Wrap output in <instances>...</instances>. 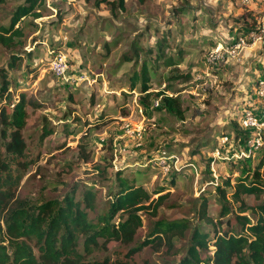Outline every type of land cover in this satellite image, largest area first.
<instances>
[{
    "label": "rangeland",
    "instance_id": "1",
    "mask_svg": "<svg viewBox=\"0 0 264 264\" xmlns=\"http://www.w3.org/2000/svg\"><path fill=\"white\" fill-rule=\"evenodd\" d=\"M29 2L0 0V25L7 26ZM33 12L41 16L34 18ZM16 26L22 31L18 42L0 44V73L5 72L13 101L20 94L28 100L22 130L28 164L15 187L20 198L32 204L60 200L71 188L86 186L95 192L97 209L88 211L94 217L107 207L120 172L153 198L165 194L155 212L141 213L133 244L157 220L195 224L201 198L207 215L217 218L215 184L229 175L233 183L248 167V154L241 153L246 144L235 138L234 124L250 130L248 141L264 132V99L258 94L264 83V0H124V10L96 0H38ZM255 26L258 32L249 30ZM162 36L161 59L148 62L146 92L178 96L180 113L158 109V99L151 93L144 97L139 83L130 87L128 78L141 60L123 59L131 54V43L153 52ZM55 48L66 54L67 75L82 79L65 82L52 73ZM15 54L20 60L12 68ZM3 84L0 79V90ZM245 112L257 118L256 127L242 126ZM250 155L251 166L260 159L264 165V139ZM242 198L249 205L258 202L251 194ZM181 243L174 238L175 248ZM128 249L110 240L87 259L174 264L182 254L148 245L131 255Z\"/></svg>",
    "mask_w": 264,
    "mask_h": 264
},
{
    "label": "trees",
    "instance_id": "2",
    "mask_svg": "<svg viewBox=\"0 0 264 264\" xmlns=\"http://www.w3.org/2000/svg\"><path fill=\"white\" fill-rule=\"evenodd\" d=\"M37 1L30 0L28 6L17 8L9 24L0 25L1 45L7 47L18 42L22 31L15 24L21 16L32 11ZM96 1L108 4L110 10L113 6L124 10V0ZM32 16L38 18L41 14L33 12ZM256 29V26L249 28ZM165 38L162 36L156 42L153 52L131 43V54L123 56L134 63L141 60L140 69L133 70L128 80L130 87L139 83L144 97L152 94L146 92L150 74L148 62H159ZM19 60L18 54L12 55L10 67L16 68ZM0 79L4 83L1 85L3 91L0 90L4 100L0 104V264H108L106 258L90 261L87 257L110 240L129 245L130 255L147 245L156 251L163 247L171 255L182 252L174 264H264V165L261 159L254 166L250 165L252 152L245 158L248 167L243 169L244 175H239L233 183L229 175L215 184L219 204L216 219L207 215L206 199L201 198L195 209V224L183 218L157 220L136 244L133 243L142 226L141 213L150 208L155 212L165 194L153 198L142 185L133 184L120 172L115 173L107 207L94 217H90L88 211L97 209L95 192L86 186L79 190L76 186L71 188L60 200L52 198L32 204L20 198L15 187L20 172L28 164L24 159L26 144L22 136L28 100L20 94L13 101L4 71L0 73ZM152 95L158 99V109L180 113L178 96L163 91ZM234 128L235 138L245 145L250 130L237 124ZM259 132L263 141L264 132ZM228 188H231L229 192ZM76 190L79 193L77 199L74 197ZM247 194L253 195L258 202L246 204L242 195ZM114 217L118 218L116 223ZM174 238L182 240L179 248L174 247ZM142 264L155 263L145 260Z\"/></svg>",
    "mask_w": 264,
    "mask_h": 264
},
{
    "label": "built area",
    "instance_id": "3",
    "mask_svg": "<svg viewBox=\"0 0 264 264\" xmlns=\"http://www.w3.org/2000/svg\"><path fill=\"white\" fill-rule=\"evenodd\" d=\"M50 59H49V68L52 71V73L57 76L58 78L62 79L63 81H74L75 79H82L83 76H72L67 75L68 70V64H67V58L66 54L63 50H60L58 48L50 50ZM258 94L264 99V83L263 81L260 82L258 86ZM264 103V102H263ZM242 126L243 127H256L257 126V118L249 113L245 112V114L242 117ZM227 140V136L222 137V142ZM262 143V135L260 132L254 133L252 138L246 142L245 151L241 152L243 155H245V152L249 155L252 151L256 150L261 146Z\"/></svg>",
    "mask_w": 264,
    "mask_h": 264
}]
</instances>
